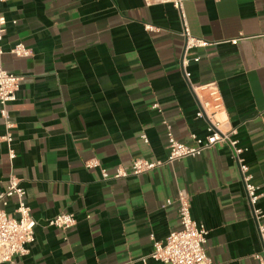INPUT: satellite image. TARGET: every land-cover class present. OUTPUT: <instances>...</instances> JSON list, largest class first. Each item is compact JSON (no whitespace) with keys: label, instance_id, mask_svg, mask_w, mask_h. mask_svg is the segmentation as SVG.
<instances>
[{"label":"crops","instance_id":"crops-1","mask_svg":"<svg viewBox=\"0 0 264 264\" xmlns=\"http://www.w3.org/2000/svg\"><path fill=\"white\" fill-rule=\"evenodd\" d=\"M183 9L191 35L212 46L184 54L170 2L2 5V67L21 82L7 108L12 128L0 117V193L11 174L20 179L36 222L28 253L7 264H162L148 258L150 238L179 229V192L208 233L212 263L257 264L262 245L230 142L120 180L84 166L95 159L112 175L135 159L164 162L168 132L188 146L190 135L203 139L208 125L191 86L214 83L219 129L234 132L228 139L264 194V0H183ZM18 44L29 57L11 54ZM256 207L264 222V196ZM14 208L12 200L6 210ZM60 213L76 220L66 232L46 226Z\"/></svg>","mask_w":264,"mask_h":264},{"label":"built area","instance_id":"built-area-1","mask_svg":"<svg viewBox=\"0 0 264 264\" xmlns=\"http://www.w3.org/2000/svg\"><path fill=\"white\" fill-rule=\"evenodd\" d=\"M9 0H0V117L5 121V126L9 130L12 125L9 123L8 106L14 103L17 99L21 77L5 71L2 67L3 49L1 46L4 34L6 19L2 12V5ZM145 3L152 1L170 2L179 15L181 23L180 36L184 39V54L195 50L205 49L213 44L204 40L198 39L191 35L186 15L183 9V0H144ZM216 2L222 0H214ZM147 32L156 31L153 27L146 25ZM231 44L235 45L236 41ZM11 54L19 58H27L30 56V51L23 45L18 44L12 50ZM198 91L206 93V98L199 97ZM191 92L198 103V112L196 117L204 119L207 122V134L203 139H199L194 135L189 138L192 145H185L174 139L168 132L167 142L169 153L164 162H151L146 159H135L131 163L129 170L122 167L115 169L112 175H109L104 169H101L99 163L94 159L84 163L86 169H99L103 180H120L128 177H137L144 173L153 171L163 165H171L176 161L186 158H195L203 152L211 150L216 145L225 141L230 142L234 148V156L238 165L241 181L247 197L249 207L253 219L257 226L258 235L262 245V252L253 256L257 264H264V222L262 211L256 205L264 196L259 188L252 183L248 167L239 157L241 150L236 149L235 143L229 141L228 136L234 132L223 133L219 129V123L215 120V115L222 109V98L214 83L206 86L193 87ZM165 124V123H164ZM166 125V124H165ZM144 143L147 140L144 136L141 137ZM2 141L9 144L12 140L11 134L8 132ZM8 158L12 161L15 158L13 151H8ZM26 192L22 187V181L14 175H10L3 192L0 193V264H7L13 258L23 257L28 253L27 246L34 241V229L36 222L30 214V209L25 203ZM15 201L14 215L7 212L10 202ZM177 217L179 229L171 232L164 241H155L150 238L152 244L151 253L148 255L153 261L162 264H214L206 256L205 244L207 241V231L202 224L196 223L190 213L189 196L184 192H179L177 195ZM76 220L73 214L60 213L53 219L46 222L47 227H51L63 232L74 227Z\"/></svg>","mask_w":264,"mask_h":264}]
</instances>
